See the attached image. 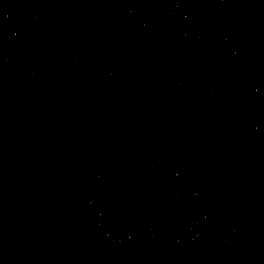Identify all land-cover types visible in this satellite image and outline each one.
Instances as JSON below:
<instances>
[{"label":"built area","instance_id":"obj_1","mask_svg":"<svg viewBox=\"0 0 264 264\" xmlns=\"http://www.w3.org/2000/svg\"><path fill=\"white\" fill-rule=\"evenodd\" d=\"M17 1H20L18 6L24 12L17 13L20 20L15 18L16 26L9 29V39L12 43L3 49V52L0 51L1 87L9 90L13 84H19L27 77L25 70L20 73L22 68L19 61L22 53L31 48H40L43 53H50L49 48L54 39L52 26L55 14L58 21H62L60 31L64 24L66 26L62 36L65 43L63 47L54 49L51 53V74L69 96L74 112L79 110L82 99L88 92L91 96L90 102H93L95 108L104 102L108 81L116 82L119 88L128 90L138 80L137 73L123 69L113 59H108L105 65L101 66L97 58H88V50L91 48L94 56L98 54V48L103 46L110 29L114 27L120 32V37L113 43V46L120 44L119 47L116 45L117 48H121V41L125 36L135 45L140 29L157 33L166 43L172 41L184 44L181 54L183 62L170 73L167 88L184 113L190 115L194 112V81L188 74L185 60L196 56L194 40L202 35L203 27L188 4L179 3L178 0H91L80 11L68 0ZM252 1L254 3V0ZM212 2L223 19L221 39L227 44L225 31L232 26L233 13L240 14L248 10L249 4L245 0ZM8 19L4 2L0 0V23L7 22ZM162 19L167 21L169 26H160L162 29L156 31L155 26L157 23L161 24ZM248 24L256 33L258 41L246 45L244 49L235 45L229 46V75L214 85V91L209 93L208 99L218 98L219 90L233 92L239 101L241 126L236 129L235 137L242 141L243 145L240 147L245 151L249 164L245 173L244 191L248 194L247 197L252 195L250 190L260 198L251 204L240 200L239 203L233 204V207L243 211L251 210L264 227V124L254 112L256 105L264 107V83L256 80L251 73L244 72L245 67L235 60L236 57H242L264 65V5L248 19ZM36 32L40 33L39 37ZM137 115L138 109L135 105H129L123 110L118 109L115 114V142L119 152L123 154L133 151L135 155V150L138 151V134L133 125V119ZM96 126L102 130L99 122ZM75 129L76 134L70 137L71 146H68L67 158L69 163L78 167L83 163L85 169L80 170L81 173L79 172L67 189L84 202L91 225L107 248L133 252V258L126 264H154L153 252L165 264L225 263L228 254L241 242L240 228L227 218L226 207H232L228 204V196L220 197L218 193L201 195L196 201L194 213L185 219L181 231L176 234L167 230L166 235L162 236L161 232L156 230L150 209L137 208L135 198L127 191L125 182L113 183L107 171L102 169L104 161L94 155L90 156L92 146L85 141L94 136L95 125L75 126ZM104 131L108 135L111 134V127L105 128ZM136 153L135 158L141 162L140 169L146 172L150 169V164L143 151ZM172 177L176 180L177 173L174 172ZM116 195L123 196L120 209L107 211L106 200ZM235 212L234 210L233 213ZM38 223L43 232L60 231L57 222L47 225L41 221L39 215L28 219V229L36 230ZM72 231L77 242L78 255L92 258L94 249L90 245V237L78 227H74ZM172 238L174 240L171 242ZM175 238L186 240L178 242ZM47 244L51 249L56 248L53 240H49ZM242 263L264 264V233L246 253Z\"/></svg>","mask_w":264,"mask_h":264},{"label":"crops","instance_id":"obj_2","mask_svg":"<svg viewBox=\"0 0 264 264\" xmlns=\"http://www.w3.org/2000/svg\"><path fill=\"white\" fill-rule=\"evenodd\" d=\"M178 1L179 3L188 4L191 8H193V4L199 5V11L197 9H193V11L195 16H198L196 17L198 21L204 24L202 26V35L194 40L197 51L196 56L185 60L188 74L194 81V112L190 115L184 113L171 97L167 88L170 73L183 62L181 54L184 44L172 41L166 43L157 33L153 34L149 30L155 38L149 55L150 65L139 66L138 80L128 90H123L119 86L117 88L111 86L112 89H108L107 92H109L111 99L114 101L112 103L114 109L126 108L129 105H135L138 109V115L133 119L139 144L138 151H135L138 153L143 151L147 162L150 164V169L146 172L140 169L141 162H139L137 157L135 158L136 152L135 155L133 152H128L127 154L118 152V146L115 142L117 132V129H115V117L111 119V121L115 119L110 124L111 134L108 135L103 130L99 129L98 131L95 129L94 136L85 141V143L92 146L90 156L94 155L104 161L102 169L107 171L112 182L115 184L125 182L127 191L135 198L137 208L148 207L150 209L156 230L161 231L162 236L166 235L165 232L167 230H171L172 233L176 234L181 231L185 219L194 213L196 201L201 195L218 193L220 197L228 196V204L232 206L229 208L227 205L226 207L229 220L233 216L231 214H234L233 211L236 210L233 204L239 203L240 200L250 204L255 202L251 197H247L248 194L244 191L246 187L244 183L245 173L249 167L248 157L242 147H240V145H243L242 141L235 137L236 129L241 126L239 101L231 91L223 92L218 90L220 96L218 98L214 97L212 100L208 99V95L214 91L213 87L215 84L229 75L231 64L228 56L229 46H236L238 42L251 45L258 41L253 29L248 31L247 28L244 33L240 29L235 30V33L233 31V28L235 29L233 25L234 19L236 17L245 19L246 15L252 13L256 8L251 7L240 14L233 13L232 26L225 31L227 44H224L221 39L222 31L220 30L223 27V19L212 0ZM245 1L247 4L252 5V0ZM160 22L161 24L157 23L155 26L156 31L169 26V23L163 19ZM137 36L138 32L135 47L138 44ZM102 47H104V44ZM138 60V54L132 56V64H136ZM235 60L247 67L246 69L249 70V73L256 80L264 83V72L262 70L255 71L256 66L259 68L264 66L255 65L253 67L252 64L248 65L249 60L255 61L253 59L236 57ZM24 88L27 90L19 98L18 105L23 106L26 113H28L29 108L28 106L25 107L23 102L25 98H28V92L30 91L27 86H24ZM134 91L136 93L142 92L141 103L134 100V95H132ZM58 108L61 111L60 115L66 118L62 103ZM31 109L33 115H35L37 110L34 107L32 108V105ZM51 109H54V105L51 106ZM145 112L150 115L149 120L143 118ZM25 120L24 122L27 125L28 120ZM70 120L71 118L66 119V122L71 124ZM70 137V133L61 132L60 130L57 131L56 135L50 134L46 136L39 143L31 142L30 144L28 143L30 140L24 138L16 139L17 137H14L6 142L7 149L2 156L3 158L9 157L14 161L8 165L4 162V165L7 168L8 166L12 167L13 163L15 164V168L21 176L19 181L22 186L19 185L20 183L8 188L7 185H3L6 193L0 199H6L10 194H15V191L20 190L17 193H21V195L37 193L40 197L48 199L44 201L47 204H55V212L53 215L51 213L48 214L47 217L45 215L46 219L41 213H37V215L41 216L43 223L49 225L55 221L60 225V231L57 233H47L41 230L40 223L37 224L36 230L33 231L35 233L34 236L42 241L44 247L48 245L47 242L49 240H53L54 246L60 249L65 246V242H68V240L70 242L73 239L75 244L70 246L76 248L77 242L73 237L74 232L72 229L78 227L86 235H89V226H92L84 209V202L81 199L79 201L76 198L78 197L77 195L68 191V185L55 188L50 182H44L40 187H36L37 172L34 159L49 145L52 148L48 153L50 155L48 156L49 161L54 166L56 163L59 164V161H61L60 153L67 157L68 146H71ZM9 138H12L11 134ZM15 140H19L21 143H16L14 142ZM170 143L178 146L180 156H175L171 159L166 157L167 153L171 151ZM38 144L40 145L38 151L33 152ZM248 144L250 146V143ZM20 152H24V154L19 156ZM103 152L105 154H102ZM223 153H231L230 157L233 156L235 163H224L222 161L224 160L222 159L224 158ZM23 157L29 159L27 170H21L20 165L15 161L17 158L21 160ZM168 162H171L172 170H169ZM71 166L75 168L76 178L80 168L75 164ZM24 171H27V173L24 174ZM174 172L177 173L176 180L172 177ZM14 182L12 181L11 185ZM225 188H228L227 191L229 193L226 192ZM112 197L115 196H110L108 199ZM171 210L175 214L170 215L169 212ZM10 211L11 209L5 207L0 209V218L9 215ZM239 211L242 212L243 210L240 209ZM33 215L34 213L30 212L28 217L30 218ZM53 216L56 217V220L52 219ZM28 217L25 228H28ZM15 219L16 222H21L23 218L22 215L18 214ZM231 221L234 222V219ZM17 228L23 229L20 225ZM23 234L26 233L23 232ZM173 240L174 238L171 239V242ZM176 240L179 242L186 239L178 238ZM39 242L36 245L33 242L31 246L36 248V246L41 245Z\"/></svg>","mask_w":264,"mask_h":264},{"label":"rangeland","instance_id":"obj_3","mask_svg":"<svg viewBox=\"0 0 264 264\" xmlns=\"http://www.w3.org/2000/svg\"><path fill=\"white\" fill-rule=\"evenodd\" d=\"M2 1L4 2V8L9 18H14V19L16 18L17 20H20V18H18L19 16L17 13L24 12V10L22 8H19L18 6L20 1L19 2L17 0H2ZM88 1L89 0H68V2L73 7H75L77 10L80 11L88 4L87 3ZM10 5L13 6L12 13H10L9 9L8 10L6 9V7ZM251 7H254L253 1H252V5H248V8ZM193 9H197L199 11L200 7L199 5L193 4ZM258 9L259 8H256L252 13H248L245 19H242V17L241 18L236 17L234 19V24H233L235 27V29L233 28L234 33L235 30L237 31L238 29H240L243 33L247 30V28L248 31H250V29L252 28L248 24V19L252 15L257 13ZM196 17L198 16L196 15ZM198 23L204 26L203 22L198 21ZM8 24H9L8 21L6 23L3 22L2 24H0V48H2L0 49V51L2 52L3 49L8 48L9 45L12 43L11 39H9L10 28L8 27ZM52 27L54 29L52 34L54 39L49 48L50 53H43L40 50V48H37L36 50H32L33 48L28 49V51L20 55V61H19V66L22 68L20 73L23 70H25V74H27V77L25 79H22L23 81L20 82L19 84H13L9 90H6L5 88L0 86V197L4 196V193H6L5 188H3V185L5 186L7 185L6 178L8 175L11 176L12 181H15L14 186L15 184L20 183L19 177H21L18 170H16L14 163L12 167L8 166L9 168L8 167L6 168L4 165V162L7 163V165L10 162H14L9 157L7 158L2 157L4 151L7 149L6 142H8V140L17 137L16 139L24 138L26 140H30V142H28L30 144L31 142L39 143L46 136L50 134L56 135L58 130H60L61 132L65 131L66 133H70L71 135H74L76 134L75 126H84L85 124L91 125L90 124L91 119H94L95 121L94 125L98 131L99 128L96 126L97 122H99L101 129L104 131L105 128H108L110 126V123L112 124L113 121H111V119H113L115 117V114L117 113L116 110L114 111V108L110 105V103L107 102L108 99H111L109 92H107L106 94L107 97L106 99H104L105 101L100 103L96 108L93 105V102L91 103L89 101L88 105L81 103L79 110L77 111L75 110V112L73 111L70 120L71 124L66 122V118L64 116L60 115L61 111L58 107H60L61 100L59 99V96L56 92L57 88L53 84L54 79L51 74L50 64L52 59L51 53H53L54 49L63 47V44L65 42L63 41L60 33L61 21H58V16L55 14H54V22ZM36 33L37 36L39 37L40 33L39 32ZM131 41H132L131 39H127L125 36L123 41H121L122 44L121 48L125 46L129 47V49L127 48L128 54L130 53V56H136L138 54L137 48L134 46V44ZM116 45L117 47L120 46V44L117 43ZM116 45L114 44V48H117ZM91 50H92L91 48L88 50L89 55H93ZM103 50H105L104 47L98 48V56L101 52H103ZM99 57L103 61L102 62L103 65H105V62L108 59H111L106 51L102 56ZM119 66L122 67L123 69L129 70V67H127L126 65L122 64ZM26 71H29L30 73H27ZM130 72L138 74L140 71L139 68H136ZM24 86H27L30 92H28L29 96L28 98H25L23 104L25 105V107L28 105H32L37 110L35 115H33V112L30 109H28V113H26L25 108L21 105H18L19 98L22 97V95L24 94L23 92L27 90L26 88H24ZM132 95H134V100H137L138 103L139 102L141 103L140 97H142V92L136 93V91H134ZM112 103H114L113 100ZM50 105L51 106L54 105L53 110L51 109ZM143 118L149 120L150 115L145 112ZM25 119L28 120L27 125L24 122ZM9 133L11 134L12 138H9L10 137ZM87 139H90V137H88ZM14 142L18 143L20 141L15 140ZM169 147L171 151L170 153H167L168 155L166 157L171 159L175 156H180L177 145H172V143H170ZM50 149L52 148H50V146L47 145L46 148H44V150L39 153L38 157L34 159L36 172H37L35 179L37 185L36 187L38 186L40 187L41 184H43L44 182H50L55 188H60L64 185L69 186L73 182V179H75V168L71 166L72 164L68 162L67 157L62 153H60L61 161H59V164L56 163V165L54 166L53 163H51V161H49L48 159V156H50L48 154ZM21 154H24V152L22 153L20 152L19 156ZM102 154H105V152H103ZM223 154H224V158L222 159L224 160L222 161L224 163L225 162H227L228 164L235 163L233 156L230 157L231 153H223ZM15 161L18 165H20L21 170H27L29 159L23 157L21 160L17 158ZM168 166H169L168 167L169 170H172L171 162H168ZM79 168L80 170H83L81 166ZM26 173L27 171H24V174ZM198 176L197 178H199ZM19 185L22 186L21 183ZM15 192H14L15 194H10L6 199H0V209H2L3 207L9 208L11 209L10 214L15 215V217L16 215L20 214L22 215L23 219L21 220V222H16L12 230L4 233L3 234L4 236L0 237V264H2V262L5 259L8 261V263H11L16 258V252L18 249L20 250H23L24 248L30 249L31 247L29 248L28 244L34 242L35 243L34 245H36L38 244L39 241H41L39 239H36L35 236L30 237L26 234H22L19 243L17 242L20 233L19 231L20 229L17 228V226L20 225L23 228L27 226V217L29 216L30 212L34 213V215H37V212L35 210H37V208L39 207H42L43 204H45L43 206H45L46 208L42 207L43 210H41L40 212L44 216V218L45 215L47 217L48 214L51 213L53 215V213L55 212L54 203L47 204V202H44L45 200H48L47 198L45 197L42 198L37 193L35 194L27 193L25 195H21V193L20 194L17 193L20 192V190H17ZM250 197L253 201L257 200L256 197H254L253 195H251ZM233 218L235 219L236 217L234 216ZM52 219L56 220V217L53 216ZM87 236L90 237V245H92L91 243L93 242L92 237L90 235ZM70 243L71 245L75 244L73 239H71ZM39 244H41L44 248L43 251L44 255H54L55 249L57 251L59 250L57 248L51 249L50 247L47 246L44 247L42 241L39 242ZM36 248H39V246H36ZM65 254L67 255L66 259H62V255H61V258L60 256L58 258L57 257L55 258V263L57 264H105V262L108 263V257L105 255L103 256L102 254L98 255L97 252H94L92 258H86L81 256L73 257L70 254V249H68ZM112 255L115 258L121 260L123 264L125 263L126 258L121 253L116 254L115 252H113ZM28 257L30 256L28 255L27 258Z\"/></svg>","mask_w":264,"mask_h":264},{"label":"trees","instance_id":"obj_4","mask_svg":"<svg viewBox=\"0 0 264 264\" xmlns=\"http://www.w3.org/2000/svg\"><path fill=\"white\" fill-rule=\"evenodd\" d=\"M255 2V6L253 8H259L261 6L264 5V0H254ZM194 3H196V1H194ZM13 6H8L6 7V9L10 11V13L13 12L12 9ZM59 14L60 12L57 11ZM9 24L8 27L9 28H14L16 26V21L14 18H9L8 19ZM6 23V21H4ZM3 21L0 23L2 24ZM61 25H62V21H61ZM63 29L60 31L61 36L64 35V28L66 27L65 24L63 25ZM222 26V25H221ZM120 32L117 31L116 27L112 28L109 32V35L106 37L105 42H104V48L105 50H103V52H101L99 54V56H102L104 54V52L106 51L110 58L113 59L118 65H126L127 67H129V70L132 71L133 69L139 68V66H149V55L152 49V45H153V41H154V37L151 35L150 31L148 29H143V30H139L138 31V44H137V53L139 55V60L137 61L136 64H132V56H130V53L128 54V49L129 47H122V48H114L113 43L114 41L117 39V37H119ZM237 47H245L246 44L244 42H238L236 44ZM128 48V49H127ZM57 53H55L56 55ZM98 56V54L94 55H88L89 59H94L97 58L99 64H102V60L100 59V57ZM256 63V64H255ZM252 64V66L254 67L255 65H260V66H264L260 63H257L255 61L249 60L248 61V65ZM103 66V64H102ZM40 68V67H39ZM44 68V67H43ZM247 67L244 68V72H248L249 70L246 69ZM45 69V68H44ZM258 70H262L264 72V67H257L255 71L257 72ZM264 79V78H263ZM53 84L56 86V92L59 96V99L61 100L62 103V107H63V111L66 113V119L71 118L72 114H73V108L72 105L70 103V99L69 96L64 92L63 89H61V87H57L58 85L56 84V81L54 79ZM116 82H111L108 81L107 82V90H111L112 87L111 86H118L116 85ZM117 88V87H116ZM90 92L86 93V95L84 96V98L82 99L81 103H84L85 105H88V102L90 101ZM107 102L110 103V105L112 106V99H108ZM113 107V106H112ZM28 108L32 111L31 109V105H28ZM33 108V106H32ZM114 108V107H113ZM35 110V109H34ZM117 111V109H114V111ZM254 112L257 114L260 122L262 124H264V107H260L258 105H256L254 107ZM95 123L94 119H91L90 124ZM39 144L35 147V149L33 150V152L38 151L39 148ZM119 152V150H118ZM119 154V153H118ZM113 162V161H112ZM81 168H85L84 164L82 163ZM137 174V173H136ZM140 177V176H139ZM11 176H7L6 180H7V188L10 186H14L11 185L12 182V178ZM10 180V181H9ZM9 181V182H8ZM245 183V182H244ZM246 186V183H245ZM129 187V186H128ZM248 187V186H247ZM130 189V188H129ZM226 189V188H225ZM228 188L226 189V192L229 193ZM223 191V190H222ZM225 191V190H224ZM249 193L252 194L253 196L255 195L257 200H259V195L252 193L249 190ZM165 194V193H164ZM77 199L80 198L76 197ZM122 198L123 196L121 195H116L115 197H112L108 200H106L105 202V209L107 211H118L121 207V203H122ZM254 203V202H252ZM248 204V203H247ZM43 208H46L45 206H42ZM42 207L37 208V210H35L37 213H41L40 211L43 210ZM250 207V206H249ZM84 209L86 210V207H84ZM243 210V209H241ZM236 213L234 214V216L236 217L235 219L233 218L234 216L230 217V219H234V223L240 228L241 230V242L238 244V246L236 247V249L234 248L230 254H228V257L225 261L224 264H243L242 260L245 257L246 253L251 250L253 244L255 243V241H258L261 237V235L264 233V227H263V223L256 219L253 214L251 213L252 211H242L240 212L238 209L235 210ZM87 212V210H86ZM47 214V213H45ZM170 215L175 214L174 211H170L169 212ZM88 215V212H87ZM89 216V215H88ZM241 216V217H238ZM16 224V220H15V215L10 214L7 217H3L0 219V237L4 236L3 234L12 230V228L15 226ZM158 232H161L159 230H157ZM26 233V235L28 236H34L35 233L33 231H30L28 228H23L22 230H20L17 242L19 243L22 234ZM89 232H90V236L92 237V245L94 248V252H97L98 255H105L108 257V263L105 262V264H123L121 260H119L118 258H115L112 253L115 252L116 254H122L123 256H125L126 260L125 263L129 260H131L133 258V252L132 253H128L122 250H115L114 248H107L106 245L104 244V242L101 240V238L99 237L98 233L94 230V228L92 226H89ZM159 238V236H158ZM160 240V239H158ZM71 243L69 242H65V246H63L62 248H60L58 251H55L54 255H44L43 251L44 248L42 245L39 246V248H34L31 246V244H28L30 249L24 248L23 250L18 249L16 252V258L11 262L8 263V261L5 259L2 264H57L55 263V258L59 257L61 258L62 255V259H66L67 255L65 254L66 251L68 249H70V254L73 257H76L78 255V250L75 247H71L70 246ZM71 247V248H70ZM166 248V247H165ZM65 252V253H64ZM27 253V254H26ZM30 256L27 258V256ZM15 256V255H14ZM153 256V260H154V264H165L164 261L161 258H158L157 254H155L154 252L152 253Z\"/></svg>","mask_w":264,"mask_h":264}]
</instances>
